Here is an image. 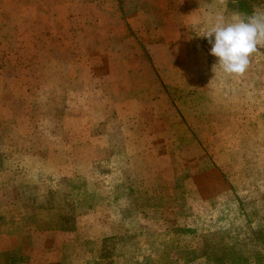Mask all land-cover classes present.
I'll return each instance as SVG.
<instances>
[{"label":"crops","instance_id":"crops-1","mask_svg":"<svg viewBox=\"0 0 264 264\" xmlns=\"http://www.w3.org/2000/svg\"><path fill=\"white\" fill-rule=\"evenodd\" d=\"M55 1L59 8L57 21L67 23L70 30V22L75 20L78 27L74 25V30L87 28L86 20L81 21L86 9L95 24L100 23L102 14L124 15L126 28L135 39L132 45L142 52L141 59L140 55L137 57L142 78L147 73L151 79L150 86L135 89L133 95H151L152 103L157 100L164 107L158 106L154 121L138 123L130 115L132 118L127 117V123L121 120L120 126L126 128L130 143H141L139 150L131 149L129 162L137 161L142 170L148 166L146 157L159 164L151 170L152 178L145 170L142 180H138L141 199L131 194L120 204L113 185H104L105 194L110 186L114 191L107 200L91 184L97 175L102 176L98 166L102 158L93 160V165L78 161L77 169L72 170L69 163L61 165L57 168L58 180L68 179L76 184L75 206L82 207V211H77L73 220L59 216L63 224L51 226L55 206L61 203L44 189L51 183L48 175L53 176V172L46 165L34 168L22 165L20 160L6 166L4 161L9 156L0 154V264H89L92 257L97 259L103 253L102 244L107 240L113 245L110 259L115 264H169L167 261L172 258L185 259L179 264H264V139L259 134L264 125V72L254 67L242 75L216 71L211 64V45L198 36L216 14L230 20L243 15L242 11L230 12L229 0H128L121 3L122 9L117 5L119 0ZM55 1L50 2L46 13H51ZM107 1L111 5L109 11L105 9ZM41 7L36 0H29L21 8L35 17L42 13ZM16 54L19 61H26L20 52ZM254 55L255 62L264 63V55ZM253 57L250 58L254 60ZM0 91L8 93L9 89L2 86ZM209 94H214L215 99ZM153 105L148 103L147 107ZM16 116L11 101L0 104V122ZM167 122L171 134L166 132ZM198 130L205 131V136H199ZM44 155L38 150L29 153L32 161L45 164ZM237 172L249 178L235 184L232 178ZM32 173H37L39 181L23 179ZM52 191L66 190L64 186ZM94 191L99 192L101 199L90 203L87 196ZM32 192L36 198L33 201L28 200ZM134 198L139 202L134 203ZM19 205L27 211L9 219L7 206ZM137 207H141L140 212ZM233 207L237 210L231 214L222 212ZM179 209L185 213L183 227L187 233L184 237L178 235L176 241L166 239L167 227L180 232ZM91 226L97 227L94 229L98 232L93 246L86 245ZM221 229L227 230L226 241L230 244H221L223 258L208 259L211 251L207 242L199 246L198 231L204 237ZM123 239L127 240V249L117 250L122 249ZM139 241L147 248H138ZM120 255L125 259H118ZM199 256L206 257L198 259Z\"/></svg>","mask_w":264,"mask_h":264},{"label":"rangeland","instance_id":"rangeland-1","mask_svg":"<svg viewBox=\"0 0 264 264\" xmlns=\"http://www.w3.org/2000/svg\"><path fill=\"white\" fill-rule=\"evenodd\" d=\"M52 1L36 0L42 6V13L31 17L27 9L21 8L26 2L29 3V0H0V10H2L0 11V88L6 86L9 89L8 93L0 91V104L11 101L17 114L9 121L0 122V154L9 156L4 161L6 166H11L14 160H20L22 165H32L34 168L37 165H46L53 172V176L48 175L51 183L47 187L46 184L44 189L49 190L47 194H54V199L51 197L53 200H61V203L55 206L53 212L55 216L52 217L51 222V226H58L63 224L59 216L63 217V220H67V217L73 220L75 213L82 211V207L75 206L76 184L68 179L58 180L57 168L63 164L69 163L72 170L77 169L78 161L90 162L89 164L93 165V160L102 158L98 164L102 168L100 173L102 176L99 178L97 175L91 184H94L101 193L105 192L106 183L113 185V188H116L119 204L126 202L125 200L131 194H136L141 199L138 190L141 183L138 180H142L145 170L152 178L151 170L157 167L159 162L146 157L144 161L148 166L143 170L137 161L129 162V154L133 153L131 149L139 150L141 143L129 142L130 140L126 138V128L120 126L121 120L126 121L127 117L132 118L130 115H133L138 123L147 122V119L154 121V114L159 112L158 106L164 107V105L159 104L157 100L152 103L151 95L141 93L133 95L135 89L150 86L151 79L147 73L145 78H142V67L137 62V57L140 55L141 59L142 52L139 47L132 45L135 39L126 28L124 15L121 17L117 13L109 17L102 14L100 23L95 24L86 9L83 10L84 14L81 13V21L86 20L84 26L87 28L83 31L74 30L75 26L78 27V21L75 20L74 23L70 22L73 28L70 30L67 23L57 21L59 8L55 0L52 10L50 9L51 13H46ZM125 1L128 0H119L117 4L119 8ZM108 2L105 8L107 11L111 7ZM227 8L230 12L240 10L244 15L247 14L245 9L248 8L264 9V0H246L244 5L228 2ZM17 51L25 57L26 61L17 59ZM30 54H32L31 59ZM254 54L263 56L264 47L259 48ZM253 58L254 60L250 58L248 68L254 67L264 72V63L255 62L256 59ZM216 62L217 58L214 56L212 66ZM214 69L220 71L219 66H215ZM233 81L237 94L239 90L236 89L235 80ZM209 98H214V94H209ZM148 103L154 105L149 108ZM168 124L167 122L166 132L171 134L173 131ZM178 128H176L177 131H179ZM252 129L256 128L252 127ZM196 133L203 137L206 134L201 130ZM259 134L264 139V125L260 128ZM103 144L105 147L101 149ZM37 150L45 152V164L32 161L29 156L30 152ZM24 156L28 158L25 159ZM251 162L255 161L251 160ZM168 164H171V161H168ZM96 165L95 163L94 166ZM36 174L32 173L30 177L26 174L23 179L39 181ZM233 176L232 180L235 184H239V181L244 183L246 178H249L238 172L236 176ZM169 177L168 174L165 175L166 181ZM44 183L46 182L43 181L42 184ZM64 186L66 191H52L54 187L61 190ZM66 186H70L69 189H66ZM112 190L110 186L106 194L104 193L107 200L114 194ZM99 192L94 191L90 197L87 196L88 201L91 203V200H100ZM39 194L43 195L40 191ZM28 200H36L33 192ZM135 202L139 200L134 198ZM137 209L138 212L141 211V207ZM235 209L237 210L233 207L228 211L224 208L225 211L222 212L231 214ZM26 211L23 205L7 206L6 210L9 219ZM180 211L182 216L179 222L177 221V229L180 232L176 230L174 233L167 227L166 239L174 238L173 240L176 241L187 233L183 227L185 213L182 209ZM135 219H138V215ZM94 228L97 227L91 226L87 231L86 245H95L94 239L97 237L94 236L98 232ZM124 228L125 225L122 229ZM171 229H173L172 224ZM129 233L132 234V232ZM201 235L198 231L199 246L207 242L208 250L211 251L207 258L216 260L223 258L220 250L221 244H225L227 240V230H217L213 234L203 235L204 237ZM126 241V239L121 240L122 249L117 250H126ZM226 243L230 244L229 241ZM245 243L248 242L245 241ZM145 245L147 246L139 241L137 247L142 248ZM112 246L108 240L103 242V253L98 255L97 259L92 257V262L89 264H115L114 260L110 259ZM120 256L118 259H125L124 255ZM40 257L41 255H38L36 259L39 260ZM140 257L143 258V256ZM201 257L206 256H199L198 259ZM138 261L141 263V260ZM184 261V258H172L167 262L179 264ZM121 264L126 263L123 261Z\"/></svg>","mask_w":264,"mask_h":264},{"label":"clouds","instance_id":"clouds-1","mask_svg":"<svg viewBox=\"0 0 264 264\" xmlns=\"http://www.w3.org/2000/svg\"><path fill=\"white\" fill-rule=\"evenodd\" d=\"M198 36L208 40L210 54L217 58L213 69L219 66L227 75H242L250 57L264 47V9H255L251 15L237 14L230 20L216 14Z\"/></svg>","mask_w":264,"mask_h":264},{"label":"trees","instance_id":"trees-1","mask_svg":"<svg viewBox=\"0 0 264 264\" xmlns=\"http://www.w3.org/2000/svg\"><path fill=\"white\" fill-rule=\"evenodd\" d=\"M246 0H229V2H231V3H237V4H239V5H244V2H245ZM255 9H245V11H246V13L247 14H252L253 13V11H254Z\"/></svg>","mask_w":264,"mask_h":264}]
</instances>
